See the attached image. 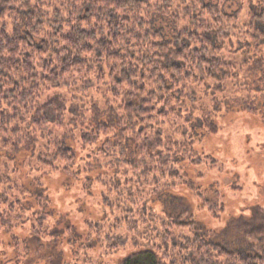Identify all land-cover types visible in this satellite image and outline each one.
<instances>
[{
    "label": "trees",
    "instance_id": "16d2710c",
    "mask_svg": "<svg viewBox=\"0 0 264 264\" xmlns=\"http://www.w3.org/2000/svg\"><path fill=\"white\" fill-rule=\"evenodd\" d=\"M258 71L264 0H0V225L18 257L28 246L15 229L32 223L40 235L49 217L25 207L16 158L29 152L30 171L77 178L74 138L88 156L85 172L107 171L116 221L89 223L78 249L69 240L66 264H111L129 251L119 264H264L263 209L241 222L239 245L216 241L190 210L177 217L152 208L187 188L200 210L222 219L224 203L209 201L185 163L208 164L196 148L221 133L231 108L263 116L264 92L248 83Z\"/></svg>",
    "mask_w": 264,
    "mask_h": 264
},
{
    "label": "rangeland",
    "instance_id": "374dc122",
    "mask_svg": "<svg viewBox=\"0 0 264 264\" xmlns=\"http://www.w3.org/2000/svg\"><path fill=\"white\" fill-rule=\"evenodd\" d=\"M158 26L169 34L170 28L165 21L161 20ZM263 77L264 72L258 71L248 79V83L255 91L264 92ZM259 104L263 116H251L241 113L237 107L231 108L219 120L221 133L204 137L202 146L196 148V154L210 156L207 165L195 167L185 163L192 181L208 196L209 201L224 203L226 211L220 221L213 220L205 210H200L195 194L187 188L165 192L155 198L152 208L158 213L168 212L177 217L184 210H190L199 228L219 235L216 241L230 244L238 240L239 245L244 244L240 236L242 230L237 228L242 223H254L259 210H264V102L259 100ZM98 121L109 122L107 117ZM77 142L74 138L67 139L79 159L75 167L77 178L65 173L30 171L24 167L31 157L29 152L17 156L15 165L21 172L20 184L27 192L25 207L29 213L42 212L49 218L40 235L33 234L32 223L15 229L19 240L28 246L26 257L22 258L18 257L14 248L12 235L0 225V264H66L72 260L69 240H74L78 249L86 242L89 223L116 221V214H111L106 203L107 197L114 200L115 196H105L102 184V180H108L104 175L107 171L97 168L85 172L84 169L90 168L88 156ZM212 159L216 161L213 167ZM89 160L92 161L91 158ZM38 181L43 184L42 187ZM40 197L47 198L46 207L40 203ZM100 245L97 241L96 253L101 251ZM129 252L112 255L111 264H119Z\"/></svg>",
    "mask_w": 264,
    "mask_h": 264
}]
</instances>
